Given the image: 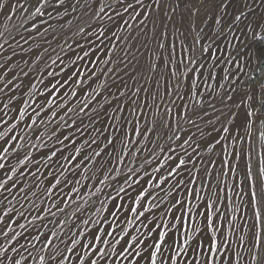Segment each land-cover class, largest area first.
I'll return each mask as SVG.
<instances>
[{"label":"snow or ice","instance_id":"snow-or-ice-1","mask_svg":"<svg viewBox=\"0 0 264 264\" xmlns=\"http://www.w3.org/2000/svg\"><path fill=\"white\" fill-rule=\"evenodd\" d=\"M5 10L0 264H264V0Z\"/></svg>","mask_w":264,"mask_h":264},{"label":"rangeland","instance_id":"rangeland-1","mask_svg":"<svg viewBox=\"0 0 264 264\" xmlns=\"http://www.w3.org/2000/svg\"><path fill=\"white\" fill-rule=\"evenodd\" d=\"M11 2L14 3L15 0H11ZM8 15H10V13H7V10H5L4 12H0V32H4L5 36H7L9 34L15 35L18 31H22V29H20V24L22 22L23 15L21 13H17L15 15H12L11 19L8 18ZM236 35H240V33H236ZM236 43H239V41H236ZM261 43L264 44V42ZM257 46L258 45H256L252 50L242 49V51H244L246 55L240 58L241 63H244L247 60L250 64L252 61H254L255 54L258 51ZM250 51L252 55H247V53ZM233 239H235V237H233ZM182 259L183 258H181V260ZM123 264H128V262L124 261Z\"/></svg>","mask_w":264,"mask_h":264},{"label":"bare ground","instance_id":"bare-ground-1","mask_svg":"<svg viewBox=\"0 0 264 264\" xmlns=\"http://www.w3.org/2000/svg\"><path fill=\"white\" fill-rule=\"evenodd\" d=\"M257 52H259V51H264V44H262L261 42H258L257 43Z\"/></svg>","mask_w":264,"mask_h":264},{"label":"clouds","instance_id":"clouds-1","mask_svg":"<svg viewBox=\"0 0 264 264\" xmlns=\"http://www.w3.org/2000/svg\"><path fill=\"white\" fill-rule=\"evenodd\" d=\"M0 33H3V34H5L4 32H0ZM5 38H7V36H5Z\"/></svg>","mask_w":264,"mask_h":264}]
</instances>
